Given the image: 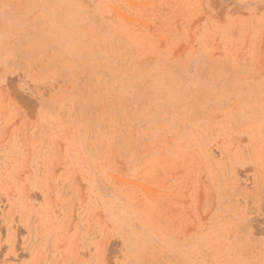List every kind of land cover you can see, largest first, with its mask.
<instances>
[{
    "label": "rangeland",
    "instance_id": "obj_1",
    "mask_svg": "<svg viewBox=\"0 0 264 264\" xmlns=\"http://www.w3.org/2000/svg\"><path fill=\"white\" fill-rule=\"evenodd\" d=\"M0 264H264V0H0Z\"/></svg>",
    "mask_w": 264,
    "mask_h": 264
}]
</instances>
